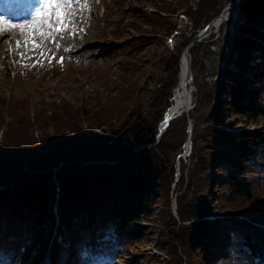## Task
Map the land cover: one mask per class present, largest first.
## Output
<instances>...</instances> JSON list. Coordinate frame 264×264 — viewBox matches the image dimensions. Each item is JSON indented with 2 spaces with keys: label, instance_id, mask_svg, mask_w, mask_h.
<instances>
[{
  "label": "trees",
  "instance_id": "obj_1",
  "mask_svg": "<svg viewBox=\"0 0 264 264\" xmlns=\"http://www.w3.org/2000/svg\"><path fill=\"white\" fill-rule=\"evenodd\" d=\"M151 1L155 11L96 0L93 37L118 44L75 68L94 82L91 94L72 96L67 81L78 79L57 65L45 67L33 92L0 91V247L10 264L43 255L57 235L58 264H82L102 249L110 264H264V131L255 126L264 122V0H239L243 20L227 37L230 47L217 48L225 65L212 82L203 77L211 40L188 46L190 106L157 137L181 48L227 0H197L194 10L189 0ZM179 6L191 21L177 30ZM171 29L179 36L168 47ZM156 59L162 65L143 71ZM15 63L22 75L26 63ZM53 71L69 94L42 83ZM144 72L156 81L147 103ZM188 120L184 161L177 153ZM146 241L158 252L139 250Z\"/></svg>",
  "mask_w": 264,
  "mask_h": 264
},
{
  "label": "rangeland",
  "instance_id": "obj_2",
  "mask_svg": "<svg viewBox=\"0 0 264 264\" xmlns=\"http://www.w3.org/2000/svg\"><path fill=\"white\" fill-rule=\"evenodd\" d=\"M229 1L230 0L224 1L220 10L217 13H214L210 18L218 14L220 11L222 12L223 10H224L223 13H227L229 8L226 9L225 7L228 5ZM189 3H190V0H189ZM190 4L192 5V3ZM124 5L126 7L127 6L128 7L140 6L145 11H155L157 8L155 3L151 0H127V1L125 0ZM196 5H197V0L195 2V8H196ZM237 7H238V4L233 14L228 18L226 17V19L221 24H219L217 28L208 29V31L205 32V34L203 35L204 37L201 36L199 37L200 39L198 38V40L210 39L211 42H210L209 47L213 49V51L207 50L205 55L203 56V61H204V57L208 58V67H206L204 63L205 70L203 73V77L207 80V82H212L213 78L217 75V72L219 70V64H221L222 66L225 65L224 61H222L221 63L219 61V58L221 56L218 53L217 48L220 49V51H223L225 48L228 49L230 47L231 43L230 41H228L227 37L229 34L231 35V32H232L231 28L233 27L234 29L236 24L239 22L237 18L239 17L240 14L237 13ZM73 8L75 11V16L71 18L68 29L64 31L62 34L55 33L53 39H46V38L43 39V43H41L42 37H40L39 35H36L34 39L36 43L39 44L40 46L34 49L32 48L31 44H28L27 46H25L24 41L27 35V29L24 32H22L19 28L9 29L6 32H0V63H1L2 70H3V75L0 79V91L4 93H8L9 91H14L17 94L33 92V87L36 84V81L39 79L38 77L41 74L46 73V71L43 72V70L45 69L43 67L48 66V64H55L57 66L63 67L65 70L70 69V71L73 73V76L77 77L78 80H73V81L68 80L67 81L68 84H70L72 87V89L70 90L72 96L80 95V94L87 95L89 93L91 94V92L93 91V88L95 87L94 82L93 81L87 82L85 80V74L83 75L77 74L75 71V68L76 67L81 68L83 67V65L88 64L89 60L99 58L103 54L105 48H107L108 46L115 45L116 43H112L108 41H103V42L98 41L95 37H93V32L95 31V29H97L96 28L97 26L95 25V23L97 20L101 19V16L97 14L95 0H73ZM192 8H193V5H192ZM181 13H183V16H181ZM173 16L175 17V28L177 30L183 28L187 24V22L190 23L191 21L190 18L187 17L184 6L176 7L173 10ZM210 18L205 23L209 22ZM109 19H112V18H109ZM123 20L124 22H129L130 18L129 16H125ZM226 22H227V25H225ZM205 23H203V25ZM203 25H199L191 30L193 32V36L187 41V43L194 36H196V34L200 30V28L203 27ZM220 26H221L222 31H220ZM226 26H229V31H230L229 33L226 32L225 30L223 31L224 27ZM261 27L264 29L263 26ZM177 30H173V29L169 30L168 34L165 36V40L166 39L168 40V37L170 38L171 35H173L174 38H177L179 36V33L177 32ZM252 35H250V37H252ZM126 40L128 39H123L122 42H125ZM167 40L165 44L168 46ZM16 41H20V47L18 49L16 47ZM222 41H225L228 43V46L225 45L223 49L220 46H218V43ZM57 44H59V47H57ZM65 49H67V51ZM181 51H182V48H181ZM181 51L179 52V56H180ZM42 52L44 53L43 55L41 54ZM215 53H217L218 56L215 58H212L211 56L214 55ZM144 57L146 56H143V58ZM17 58H19L22 62L24 61L27 65L25 69L23 70L22 75H17L15 73V69L17 66L15 63V59ZM61 58H63L62 62H60ZM148 60L149 59H147V61ZM146 62L143 65H141L143 71L145 70V66H147V68H151L152 70L153 67L158 68L160 65H162L161 60L159 59L152 60L147 63ZM30 63H32L33 65L29 66ZM87 69H91V68L87 67ZM178 70H179V66L177 69L176 77L178 76ZM206 71L207 72L215 71V74L211 77L210 81L208 80L207 77L204 76ZM189 75H190L189 87L191 91L193 87L192 80H191V72H189ZM141 80H143L146 86L142 88V91L144 93V103H147V98L152 97L154 95L150 87L155 85L156 81L152 77H150L148 73L145 74V72L143 73ZM177 82H178V78H177ZM42 83L45 85L56 86L59 88V90L62 93H65V94L68 93V91H65L66 88L64 87V84L62 83L61 79H59L58 73L54 71L50 75L45 74L44 79L42 80ZM247 86H251V84L247 83ZM189 106H190V102H189ZM165 108L166 106L164 107V109ZM226 118L227 117H223V122H226L228 124V119ZM255 126L261 128L264 131V122L257 123ZM245 128L247 130L251 129L252 124L248 123ZM120 132L121 130L115 131L117 135ZM189 132H190L189 129H187L185 138L187 137V135L189 137ZM158 135L156 132V137ZM129 138L130 136H128V139ZM120 143L122 144L123 147H126L128 145V141L124 138L120 140ZM181 146L184 151L183 142L181 143ZM182 149L177 153V156H180L182 159H184V161H186L184 156L187 154V152L182 153ZM174 166H175V169H177L178 171V159L177 158L175 159ZM175 173H176V170H175ZM175 177L176 176L174 175V178ZM171 186H172V182L170 185V189H172ZM171 194L169 193V195ZM169 207H170V211L172 207L174 208L173 197L170 198ZM171 213L174 214L172 211ZM153 216H154L153 213H151L147 218H144L143 222H146V221L151 222ZM155 235L157 236L158 234L155 233ZM58 237L59 235H57L51 242V251H50L51 256L49 260L46 262V264H55V258L58 254V249L56 247V244H58L57 243ZM138 248L139 250L145 253L158 252V250L155 248V245L150 241L142 242L141 244L138 245ZM108 253H109V250H106V249L99 250L97 255H95L94 257L95 261L90 260V257H89V260H90V261L88 260L89 264H95V263L96 264H108L110 261ZM91 255L93 256V254ZM0 264H10V261L8 259V254L5 252V250L4 251L0 250ZM24 264H43V262H42V259H40L39 261L38 260H27Z\"/></svg>",
  "mask_w": 264,
  "mask_h": 264
},
{
  "label": "snow or ice",
  "instance_id": "obj_3",
  "mask_svg": "<svg viewBox=\"0 0 264 264\" xmlns=\"http://www.w3.org/2000/svg\"><path fill=\"white\" fill-rule=\"evenodd\" d=\"M74 16L73 0H38L33 10L28 14V18L18 23H13L10 19H5L3 15H0V32L14 28H19L24 32L27 29L25 46L31 44L34 49L40 46L34 39L36 35L42 37L41 43L45 38L53 39L55 33L62 34L68 29L70 20ZM16 47L17 49L20 47V41H16ZM65 50L67 51V49ZM62 60L63 58L60 62Z\"/></svg>",
  "mask_w": 264,
  "mask_h": 264
},
{
  "label": "bare ground",
  "instance_id": "obj_4",
  "mask_svg": "<svg viewBox=\"0 0 264 264\" xmlns=\"http://www.w3.org/2000/svg\"><path fill=\"white\" fill-rule=\"evenodd\" d=\"M231 6H232V3H228V5L225 8L227 9V8H230ZM223 11L220 16L210 21L208 26L205 28L204 32L199 34V36L204 35L205 32H207L208 29L210 28H217L219 24L223 22V20L225 19V16H227V13H223ZM185 56H186L185 51H182L180 53V59H179L178 83L173 89L172 104L166 109L164 116H163L166 119L170 118L172 115H174L175 113L183 109L185 105L187 104L188 97L190 98V89H189V80H190L189 72L190 71H189L188 62L186 61ZM186 68H188V70ZM45 260L46 259H44L43 262H45Z\"/></svg>",
  "mask_w": 264,
  "mask_h": 264
},
{
  "label": "water",
  "instance_id": "obj_5",
  "mask_svg": "<svg viewBox=\"0 0 264 264\" xmlns=\"http://www.w3.org/2000/svg\"><path fill=\"white\" fill-rule=\"evenodd\" d=\"M195 2H196V0H190V3H192V5H193V9L195 8ZM238 2V0H230L229 1V3H232V6L229 8V10H228V12H227V16H229L231 13H232V8H233V6L236 4ZM222 14V12L220 11L218 14H216L215 16H213L212 18H210V20L209 21H211V20H213V19H215L216 17H218V16H220ZM207 25V24H206ZM232 27V26H231ZM205 28H206V26H204V27H202V28H200V30L198 31V33L196 34V36H198L199 34H201V33H203L204 32V30H205ZM231 30H233V27L231 28ZM196 36H194L183 48H182V51H185V53H186V61L188 62V51H187V47L189 46V44L191 43V41L193 40V39H195L196 38ZM228 46V43L227 42H225V41H222V42H220V43H218V46H220L222 49H223V47L224 46ZM218 55H217V53H215L214 55H212L211 57L212 58H215V57H217ZM204 63H205V66L206 67H208V58L207 57H204ZM187 70H188V68H186ZM219 71L220 70H218V72L217 73H219ZM215 74V71H213V72H205V74H204V76L205 77H207L208 78V80L210 81L211 80V77L213 76ZM189 89H190V87H189ZM190 98L188 97V101H187V104L185 105V107L181 110V111H187V109L189 108V100ZM179 112H177V113H175V114H178ZM174 114V115H175ZM166 121H167V119L166 118H164V117H162V119L159 121V123H158V131H157V135L160 133V131L164 128V126H165V124H166ZM189 126H190V124H189V121H188V124H187V126H186V128L188 129L189 128ZM189 144H190V142H189V138H188V135H187V137L185 138V141H184V146H185V150L183 151V153H186L187 151H188V149H189ZM177 175H178V171H177V169H176V173H175V176L177 177ZM175 177V178H176ZM175 178H174V180H175ZM173 180V181H174ZM172 187V186H171ZM169 193L171 194V189H170V191H169ZM171 211L176 215V212H175V210H174V208L172 207L171 208Z\"/></svg>",
  "mask_w": 264,
  "mask_h": 264
}]
</instances>
